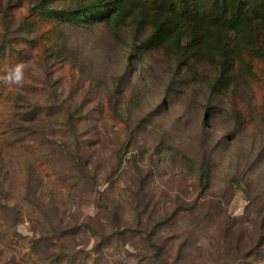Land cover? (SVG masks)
I'll list each match as a JSON object with an SVG mask.
<instances>
[{
    "label": "rangeland",
    "instance_id": "rangeland-1",
    "mask_svg": "<svg viewBox=\"0 0 264 264\" xmlns=\"http://www.w3.org/2000/svg\"><path fill=\"white\" fill-rule=\"evenodd\" d=\"M113 1L0 0V264H264V59L221 73Z\"/></svg>",
    "mask_w": 264,
    "mask_h": 264
},
{
    "label": "trees",
    "instance_id": "trees-1",
    "mask_svg": "<svg viewBox=\"0 0 264 264\" xmlns=\"http://www.w3.org/2000/svg\"><path fill=\"white\" fill-rule=\"evenodd\" d=\"M175 0H146L163 14L158 17L155 32L148 39L160 43L169 38V46L176 55L212 59L220 65L221 73H228L237 60L249 66L247 57L264 59V0H181L182 21L173 8ZM117 6L122 16L134 18L137 0H114L103 8ZM87 14L99 12L95 5ZM188 43L183 45V41ZM251 67H247V70ZM212 162L204 157L201 182L207 187L211 179Z\"/></svg>",
    "mask_w": 264,
    "mask_h": 264
},
{
    "label": "clouds",
    "instance_id": "clouds-1",
    "mask_svg": "<svg viewBox=\"0 0 264 264\" xmlns=\"http://www.w3.org/2000/svg\"><path fill=\"white\" fill-rule=\"evenodd\" d=\"M24 64L18 63L14 65L11 71L7 72L3 77H0V81L4 84H15L22 86L24 82Z\"/></svg>",
    "mask_w": 264,
    "mask_h": 264
}]
</instances>
